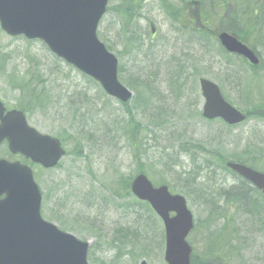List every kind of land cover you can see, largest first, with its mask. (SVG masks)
I'll use <instances>...</instances> for the list:
<instances>
[{"label": "rangeland", "instance_id": "1", "mask_svg": "<svg viewBox=\"0 0 264 264\" xmlns=\"http://www.w3.org/2000/svg\"><path fill=\"white\" fill-rule=\"evenodd\" d=\"M263 4H234L227 16L244 23ZM119 5L120 0L110 1L98 36L124 66L119 79L134 92L128 106L43 42L0 29V99L9 108L20 107L25 94L15 86V76L25 79L34 71L40 98L28 121L42 133L62 135L69 151L55 169L30 165L43 191L42 217L88 241L90 264H166L162 220L127 189L128 179L143 167L156 184L166 180L187 198L195 220L188 239L194 264H264V205L249 184L224 167V161L241 157L264 169V119L251 117L237 127L204 119L199 85L201 77L213 80L231 103L247 111L260 105L247 99L255 71L238 58H226L209 33L195 39L158 0H146L141 10L146 17L128 24L129 33L137 31L140 53L135 43L126 45L125 18L115 11ZM248 39L262 56L255 83L264 94V35ZM76 144L79 150H73ZM4 146L0 157L11 156L3 155ZM244 194V201L235 198ZM252 195L258 202L254 208L247 205Z\"/></svg>", "mask_w": 264, "mask_h": 264}, {"label": "water", "instance_id": "2", "mask_svg": "<svg viewBox=\"0 0 264 264\" xmlns=\"http://www.w3.org/2000/svg\"><path fill=\"white\" fill-rule=\"evenodd\" d=\"M24 1H26L25 5ZM62 1L64 0H52L50 2L48 9H46L44 22L56 23ZM70 1H72V14H69L70 11H68V14H64L65 17L61 15L63 19L66 18L62 27L63 39L69 40V42L58 47V52L67 55L78 66L83 65L80 67L98 78L108 93L123 101L128 100L132 94L118 82L117 60L94 38L95 26L105 11L107 0ZM20 2L23 7H26L27 4L28 9L34 11L35 14L38 5H40V0H20ZM220 39L229 51L243 54L253 63H258L254 54L236 38L223 33L220 35ZM201 83L206 97L205 117L210 119L222 117L230 123L245 119L243 115L225 102L215 84L206 80H202ZM22 124L24 127L22 131L26 130V133L34 135V131L29 129L24 121ZM2 133L4 132H0V141L4 138ZM34 139L47 145L46 156L44 158L37 156L35 159L47 167L56 165L64 154L59 141L37 135ZM11 149L23 151L17 144L12 145ZM0 165V194L7 192L12 197L7 210L16 215L21 214L14 216L13 221L28 219L31 229L34 228L29 239L11 243L8 245V249L6 248L7 243H0V264H87V244L59 232L54 226L43 222L39 217L40 195L33 182L30 169L20 166L22 169L20 170L17 165L11 166L6 162H0ZM229 165L260 188H264V174L254 172L244 166L232 163ZM132 188L140 198L148 199L165 220L167 227L166 260L169 264H189L191 247L185 238L193 223L185 199L181 196H172L166 186L154 189L144 175L136 178ZM171 210H176L178 216L170 219L169 211ZM3 227L4 225L0 228ZM36 230L39 231L35 232Z\"/></svg>", "mask_w": 264, "mask_h": 264}, {"label": "trees", "instance_id": "3", "mask_svg": "<svg viewBox=\"0 0 264 264\" xmlns=\"http://www.w3.org/2000/svg\"><path fill=\"white\" fill-rule=\"evenodd\" d=\"M229 30H231V29H229ZM231 31H233V30H231ZM235 32V31H234Z\"/></svg>", "mask_w": 264, "mask_h": 264}]
</instances>
